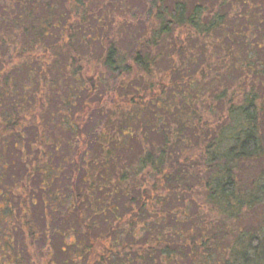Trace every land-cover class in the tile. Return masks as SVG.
Wrapping results in <instances>:
<instances>
[{
	"label": "trees",
	"instance_id": "16d2710c",
	"mask_svg": "<svg viewBox=\"0 0 264 264\" xmlns=\"http://www.w3.org/2000/svg\"><path fill=\"white\" fill-rule=\"evenodd\" d=\"M261 16L264 0H0V154L2 139L21 137L25 122L41 136L35 142L51 148L30 157V169L40 175L45 221L75 209L82 239L70 252L60 248L66 263L264 264V216L253 230L242 227L264 203V185L254 180L242 192L239 178L264 155L256 87L237 104L230 98L219 121L203 114L204 96L218 91L221 77L257 71L251 51L263 44L250 31L254 21L264 25ZM104 97L111 114L89 127L91 103ZM66 164L69 181L82 174L73 196L82 208L56 184ZM5 168L0 264H24L12 238L19 228L34 249L29 260L44 264L43 249L33 246L51 232L32 224V193L21 226H10L7 198L19 180L5 185Z\"/></svg>",
	"mask_w": 264,
	"mask_h": 264
},
{
	"label": "rangeland",
	"instance_id": "374dc122",
	"mask_svg": "<svg viewBox=\"0 0 264 264\" xmlns=\"http://www.w3.org/2000/svg\"><path fill=\"white\" fill-rule=\"evenodd\" d=\"M246 1L248 3L255 4V3H260L261 0H246ZM240 9H242V7ZM261 19L262 21H264L263 16H261L259 20ZM242 24H243V19L239 21V25ZM255 24L256 23L254 21V27H251V29H253V32L250 31L251 35L252 33L254 34V38L253 37L251 38H253L254 41H258L260 44H263L262 47L257 45L260 48L253 47L251 51V55L255 59V62L254 64L252 63L250 66L251 69L254 70H256L257 68V71L252 73L250 72V70L244 69V71H246L247 73V77H245V74L242 73L240 75L244 74V76H242L241 78H237L239 74L237 75V73H235L236 74L235 75L234 73H232L234 77H232L231 80L228 81H225L224 78L221 77V79H219L220 87L218 91L217 90H215L214 92L210 91V93H208L207 91L206 95L204 96V103L207 104L209 107L206 105L207 108L205 107L203 114L207 120L213 121V119L211 118L214 119L217 118L215 119V121L216 122L219 121L218 117L225 116L227 113L226 112L227 104L225 106V103H227L230 98H233L232 104H237L238 101L241 100V93H243L245 88H247L246 91L247 93L255 92L254 89L253 91L250 92V90L252 89L251 86L254 85L259 95L258 103L262 105V109L259 112V126H260L259 134L262 142V153L264 154V25L262 24V22H260L257 25ZM248 36H250L249 33ZM216 45L218 44L216 43ZM212 62H213L212 64H214L213 60ZM16 63L17 60L14 59L11 62V64L7 65L6 68L3 69V71H5V73H9L11 71L10 68L13 67ZM241 72L242 71H240L239 73ZM22 76L23 75L20 74L19 78L23 79ZM244 80L246 81L245 84H244ZM13 81L16 82V79L14 78ZM23 81L24 80H22V82ZM141 87L143 90H145L144 89L145 86H141ZM18 90H19L18 87L16 91H14L13 89L14 91L13 93H17ZM211 90L213 91V89ZM222 90L225 91L224 97L225 96L226 97L224 99L218 96L221 95L220 92ZM238 93L240 94L237 96ZM109 99H110L109 97L108 98L104 97V101L97 104V106L94 105V102L91 103V109H93V111L91 116H89L90 118L88 119L91 121L89 127H92V125L94 126L95 123L98 124L99 121L100 122L104 121L105 116H109L111 114L109 108L111 107L112 104L108 101ZM9 100H11V98H9ZM9 100L7 99V101ZM10 102H13V100ZM105 103L107 104L105 105ZM94 107H97L96 108L97 111L94 110ZM100 112H103V116L102 115L100 116ZM85 113H86L85 114L86 118H88L87 112ZM4 116H5L4 108L1 106L0 121L4 120ZM36 132L38 131L37 129H35L34 126H32V123L29 126V122L28 123L25 122L24 128L21 132V137L18 134L15 135L7 134V136L4 139H2L3 146L1 145V147L3 149V152L0 154V166L4 165L6 167L5 172H1L3 173L2 177L4 184L10 187L13 181L16 182L19 180L18 184L14 187L12 186L13 188L10 189L11 192L13 190V192L15 193V197L9 196V198H7V205L11 213L10 226L12 224H14V226L15 224L16 226L21 224L20 222L22 219L20 218L21 217L20 215L23 211L22 206L25 205L23 198L27 199L28 195L32 193L33 196L35 197L34 199H36V204L33 208V211L31 212V219L33 221L32 224H34L35 227H38L39 230L42 232L43 231H46L47 233L51 232V234H49L50 236L49 240H45L46 238L41 236L40 237L41 239L37 240L34 243L33 247H35L36 245V247L40 248L39 250L43 249L44 251L43 253L44 256L43 258H39L38 263L43 262L45 264L48 263L49 260H51L52 264H69V262L68 263L65 262L66 254L61 253L60 248L65 246V250L70 252L75 248L72 247L73 241L75 242V244H78V242L82 239V237L78 234L79 229L76 222V216L74 214L75 209L67 210L61 208L63 211L66 210V213H64L62 210H61L62 215H59L57 213L53 218L52 221L53 223H50L49 222L50 220L49 221L46 220L47 221L46 222L43 217L44 214L43 212L45 207L40 201V196H39L40 192L38 191L40 175H38L36 172L30 169L32 166H34V164H32L33 161L30 159V157L33 159L35 158L36 153L42 155L43 152L45 151H51V148L44 150L43 145L39 146V144L36 143L39 142V140H37L39 136H36L37 135ZM63 138L65 139L66 137L64 136ZM134 150H137L135 144L131 145V147L129 148V152H127L125 155L126 156L129 155V153H132ZM20 157L22 160L20 159ZM60 157L61 156L55 159L54 166L58 165L62 161ZM250 166L243 168L241 176L239 177L240 181L242 182V190H241L242 192L249 191L250 190L249 184L251 181L254 180H257V182L259 181L260 184L264 185V155L258 161H254ZM71 171L72 169L70 168V166L66 164L61 174L58 175L57 173H55V177L57 176L59 177L56 181V184L59 185L58 187L60 188L62 195L64 196H67L69 194L71 195L69 200L67 201L68 203H70L71 205L73 204L74 207L82 208L83 201L81 203L77 202L78 204L77 203L76 204L78 206H75L76 205L75 199L73 198L74 194L76 195V193H78L76 189L78 190L81 187L79 186L81 185L79 180L82 174L78 175V177L77 176L75 177L76 180L75 182H71L69 181L70 175L72 174ZM69 182L71 185L69 184ZM68 186H70L71 191L74 190L73 193L67 190L66 187ZM259 194L261 200L264 201V191H261ZM263 213H264V203L257 206L256 208H253V210L247 214V217L243 221L242 227L253 230L257 226H259L260 224L259 220L264 216ZM95 221L97 227H100L102 230L105 228L104 226L105 224L101 219L96 218ZM3 225H5L4 222L0 223V226L4 227ZM21 232H22L21 228H19L18 231L13 233V237H12L13 243H15L16 245L15 249L17 253H19L16 256H18L19 259H22L23 260L22 262L24 264L26 263V261H29L31 263L34 262L37 264V259L36 261L29 260V254L27 253L30 252L33 253L34 249L29 250L28 247L29 243L23 239ZM75 233L77 236H75ZM26 243L28 244V246L26 245ZM46 252L48 253L49 256L48 258L50 259L46 257L45 255ZM1 262L3 263L5 262V260H1Z\"/></svg>",
	"mask_w": 264,
	"mask_h": 264
}]
</instances>
